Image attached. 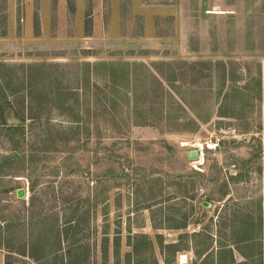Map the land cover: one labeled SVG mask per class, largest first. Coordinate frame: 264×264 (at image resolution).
<instances>
[{"label": "rangeland", "instance_id": "rangeland-1", "mask_svg": "<svg viewBox=\"0 0 264 264\" xmlns=\"http://www.w3.org/2000/svg\"><path fill=\"white\" fill-rule=\"evenodd\" d=\"M0 104V264H264V0H0Z\"/></svg>", "mask_w": 264, "mask_h": 264}, {"label": "trees", "instance_id": "trees-1", "mask_svg": "<svg viewBox=\"0 0 264 264\" xmlns=\"http://www.w3.org/2000/svg\"><path fill=\"white\" fill-rule=\"evenodd\" d=\"M4 106H6V107H8L9 106V108H10V106H11V104L10 103H8L7 101H6V99H5V101H4ZM0 110H1V112H3V114H4V112L6 111V109H5V107H3V105H1L0 104ZM12 110V109H11ZM14 112L16 113V109H14ZM13 111L11 112V113H6V116H2L1 115V113H0V124H4V125H7L8 126V128H16V127H18V125H19V123H20V120L22 119H24V115L22 114L21 116H17L15 113H14ZM21 117V119H19ZM16 118H18L17 119V123H10V120L11 119H16ZM63 264H73V263H71V261H66V262H64Z\"/></svg>", "mask_w": 264, "mask_h": 264}, {"label": "water", "instance_id": "water-1", "mask_svg": "<svg viewBox=\"0 0 264 264\" xmlns=\"http://www.w3.org/2000/svg\"><path fill=\"white\" fill-rule=\"evenodd\" d=\"M17 122L18 121H14V123H17ZM186 156H187L188 159H196L198 157V153H197L196 150H191V151L187 152ZM16 193H17V197L18 198H22L25 195V189L24 188H19V189H17Z\"/></svg>", "mask_w": 264, "mask_h": 264}, {"label": "built area", "instance_id": "built-area-1", "mask_svg": "<svg viewBox=\"0 0 264 264\" xmlns=\"http://www.w3.org/2000/svg\"><path fill=\"white\" fill-rule=\"evenodd\" d=\"M205 149H212V146L209 145V144H207L206 147H205ZM194 150H196L197 153H198V157H197V158H198V159H199V158L202 159V158H203V154H204V152H203L204 147L200 144V145L196 146Z\"/></svg>", "mask_w": 264, "mask_h": 264}, {"label": "bare ground", "instance_id": "bare-ground-1", "mask_svg": "<svg viewBox=\"0 0 264 264\" xmlns=\"http://www.w3.org/2000/svg\"><path fill=\"white\" fill-rule=\"evenodd\" d=\"M197 159V158H196Z\"/></svg>", "mask_w": 264, "mask_h": 264}, {"label": "crops", "instance_id": "crops-1", "mask_svg": "<svg viewBox=\"0 0 264 264\" xmlns=\"http://www.w3.org/2000/svg\"><path fill=\"white\" fill-rule=\"evenodd\" d=\"M5 264V263H4Z\"/></svg>", "mask_w": 264, "mask_h": 264}]
</instances>
